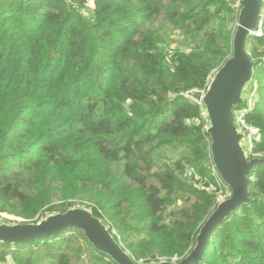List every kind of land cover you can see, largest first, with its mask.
<instances>
[{"label":"trees","instance_id":"trees-1","mask_svg":"<svg viewBox=\"0 0 264 264\" xmlns=\"http://www.w3.org/2000/svg\"><path fill=\"white\" fill-rule=\"evenodd\" d=\"M93 1L88 17L87 0H0V198L28 221L54 199L82 202L134 261H180L229 193L207 165L203 107L185 94L231 56L236 3ZM169 30L193 38V49L169 60ZM245 49L259 85L247 122L264 145V36ZM163 148L190 157L160 163ZM185 162L214 189L183 181ZM249 177L251 200L214 229L197 264H264V162ZM82 240L94 264H116ZM71 244L66 230L0 252L16 264H69Z\"/></svg>","mask_w":264,"mask_h":264},{"label":"water","instance_id":"water-1","mask_svg":"<svg viewBox=\"0 0 264 264\" xmlns=\"http://www.w3.org/2000/svg\"><path fill=\"white\" fill-rule=\"evenodd\" d=\"M241 5L232 36L231 56L211 76L204 94L199 95L208 127L210 157L217 175L229 189L203 222L191 251L180 261H160L155 264H197L203 261L214 229L242 204L248 203L249 175L263 163L258 158L247 159L243 147L244 132L233 122V110L244 103L243 91L254 76L255 63L245 49L246 39L256 30L263 0H238ZM68 229L83 232L88 242L116 264H139L116 241L108 227L86 208H70L38 223H0V243L16 244L40 237L53 236ZM151 264V263H146Z\"/></svg>","mask_w":264,"mask_h":264},{"label":"rangeland","instance_id":"rangeland-1","mask_svg":"<svg viewBox=\"0 0 264 264\" xmlns=\"http://www.w3.org/2000/svg\"><path fill=\"white\" fill-rule=\"evenodd\" d=\"M230 1H233L236 3L235 9H236V11L239 12L241 5L240 4L237 5L238 0H230ZM93 6H94V1L93 0H87V5H86V8L84 10V14H86L88 17H90L92 15L91 11H92ZM261 16H263V21H262L261 29L259 32L260 34H257L258 36H264V0H263V7H262ZM236 24H237V20H236ZM235 28H236V25H235ZM257 35L250 34L249 36H257ZM168 38H169V40H168L169 44H168V48H167V58L169 60H171L173 57H175L178 53H182V52L188 53V51L193 49L194 39L189 38L188 36H183L179 32V30H175V31L169 30L168 31ZM171 64H173V63H171ZM258 86H259L258 82L254 81V82H251L248 86H246L244 88V91H243L244 102L243 103H245L246 99L250 97L251 92L254 94L255 97L257 95V98H258V94H257ZM255 104H256V102H255ZM196 122L198 123V125H200L205 130L208 127V120H207L204 108H203V112L201 113V117H199ZM260 138H261V136L256 141V143L260 140ZM255 144L253 146H255ZM255 147L257 149L255 151L253 149L252 154H250V155L247 154L248 155L247 159L249 160L252 158H258V159L264 160V145L263 144H257ZM245 151H246V149H245ZM161 153L164 156L159 157L158 160L160 163L167 162L170 164V162L172 160L177 159V157L182 156L184 154L187 157H190V154L188 152L184 151V149L170 150V149L163 148ZM210 159H211V157H210ZM192 164L193 163H191L189 165L188 162H185V166L183 167V169L184 168L185 169L186 168H189V169L192 168L193 167ZM207 165L209 167H211L212 169L214 168L211 163H208ZM197 176H198V178L193 177L190 179H186V178H183L181 175V178L183 181H188V182L193 183V184L195 183L196 187L200 186L201 189H205V190L210 191V188H211L210 185H208V187H204L205 186L204 183H206V180L200 178L199 174H197ZM223 188L228 189V187L225 185L223 187L222 186L219 187L218 191H220ZM220 193H221V191H220ZM228 194L229 193H225L223 195L218 194L217 199H219V200H222V198L225 199ZM53 202H55V204H56L54 207H49V206L44 205L42 210L37 212L36 216H34L32 220L28 221L25 218L18 216L15 213H12L9 209H6V207L12 208L15 206L12 201H9L8 203H6L4 199L0 198V223H5V224L38 223L41 220H45L49 216L55 215L57 213H62V212L66 211L67 209H70V208L81 207V208H86L89 211H92L91 207L86 206V204L79 202V201L66 203V202H63L61 200L54 199ZM18 207H23V206L18 204ZM27 208H30L28 211L32 210L31 207H27ZM27 208L25 209V211H27ZM99 219L110 229L112 236L124 248L123 244L121 243L120 237L117 233V230L115 228H113L111 226V224L107 220H105L104 218H99ZM68 230H70V233L72 235V244H71L70 249L75 250L73 252H70L68 255L69 264H94L93 260L95 259L96 255L93 252H91V250L87 246H85V244L82 240L83 232L80 230L77 232V229H68ZM1 246H3V244L0 243V248H1ZM160 261H164V260L162 258H160V256L154 255L153 258L150 259V261H144V260L140 259V260H137L136 262L139 264H146V263L155 264V263H158ZM0 264H16L14 262V259L12 258V251L10 249H6V253L4 255V258L1 257V252H0Z\"/></svg>","mask_w":264,"mask_h":264},{"label":"built area","instance_id":"built-area-1","mask_svg":"<svg viewBox=\"0 0 264 264\" xmlns=\"http://www.w3.org/2000/svg\"><path fill=\"white\" fill-rule=\"evenodd\" d=\"M237 5H239V4L237 3ZM261 14H262V12H261ZM262 21H263V16L260 15V19H259L256 30L251 31L250 34H252V35L260 34L259 32L261 29ZM214 73L215 72H213L212 75ZM212 75H209L208 80H207V84H208ZM207 84H206V87H207ZM206 87L202 90H189L188 92H186L185 96L188 97L191 101H193V102L197 103L198 105H200L201 107H203L201 100L199 98V95L204 94ZM195 93L197 94V97L194 96ZM254 105H255V96L251 92L250 97L246 99V102L242 106L234 108V110H233V122L239 128L240 131L244 132L242 144H243L244 148L246 149V152L248 155L252 154L251 152H252V149L254 147L253 145L256 143V141L260 137L259 129L256 126H253L247 122V116L252 111ZM212 171L216 177L215 179L217 180V184L219 186H225L224 182L217 175L215 168H213ZM182 177L186 178V179H190L193 177L198 178L197 173L193 167L190 169L187 168L184 171V173L182 174ZM210 187H211L210 190L214 189V187H212L211 185H210ZM217 200L221 201L219 199H217ZM222 200H223V198H222Z\"/></svg>","mask_w":264,"mask_h":264}]
</instances>
